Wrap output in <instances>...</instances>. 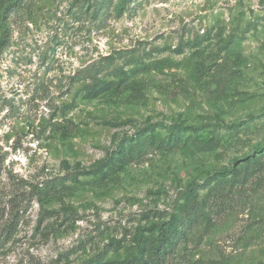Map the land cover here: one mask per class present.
Masks as SVG:
<instances>
[{
	"label": "rangeland",
	"instance_id": "374dc122",
	"mask_svg": "<svg viewBox=\"0 0 264 264\" xmlns=\"http://www.w3.org/2000/svg\"><path fill=\"white\" fill-rule=\"evenodd\" d=\"M0 264H264V0H0Z\"/></svg>",
	"mask_w": 264,
	"mask_h": 264
},
{
	"label": "trees",
	"instance_id": "16d2710c",
	"mask_svg": "<svg viewBox=\"0 0 264 264\" xmlns=\"http://www.w3.org/2000/svg\"><path fill=\"white\" fill-rule=\"evenodd\" d=\"M175 126V131L172 133L174 135V138H178L179 137V134L181 133V129H183V127L181 126V124H173ZM151 145V144H150ZM103 164H106V161H103ZM29 195H32L31 192L28 193ZM214 194V193H213ZM224 195H221L219 191L215 192V196H214V200L217 199V198H222ZM13 204L16 205V198H13L12 201H11ZM215 202V201H214ZM216 203V202H215ZM17 211V210H16ZM10 225V223H9ZM11 226H12V223H11ZM156 263H158V259H156Z\"/></svg>",
	"mask_w": 264,
	"mask_h": 264
}]
</instances>
